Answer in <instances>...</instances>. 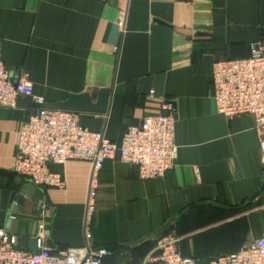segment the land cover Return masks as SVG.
<instances>
[{
	"label": "crops",
	"instance_id": "1",
	"mask_svg": "<svg viewBox=\"0 0 264 264\" xmlns=\"http://www.w3.org/2000/svg\"><path fill=\"white\" fill-rule=\"evenodd\" d=\"M0 39L13 78L32 82L48 107L86 92L96 103L109 89L106 113L79 115L111 141L163 113L164 99L176 108L174 169L143 181L130 164L106 160L88 219L93 163L52 164L65 188L35 186L13 165L21 126L39 106L21 96L15 108H0V228L17 236L18 249L38 251L43 202L45 244L107 248L105 264H141L169 225L183 237V256L203 262L264 237V152L254 119L219 114L212 97L215 62L248 57L252 41L264 49V0H0ZM200 236L202 253L186 243Z\"/></svg>",
	"mask_w": 264,
	"mask_h": 264
},
{
	"label": "built area",
	"instance_id": "2",
	"mask_svg": "<svg viewBox=\"0 0 264 264\" xmlns=\"http://www.w3.org/2000/svg\"><path fill=\"white\" fill-rule=\"evenodd\" d=\"M0 39V108L12 109L19 97H28L39 108L21 126L18 153L13 170L35 186L63 189V177L50 170L52 164L63 165L71 160L94 165L87 201V219L95 208L98 173L106 160L119 159L136 169L140 180H157L174 169L178 158L176 144L175 103L164 99L163 113L146 116L140 124L126 129L120 142L93 132L80 123L79 113L48 107L42 96L36 95L34 85L26 79H14L1 56ZM250 55L241 59L215 62L212 71V91L217 112L229 119L250 115L254 119L260 149L264 152V49L259 41L249 44ZM153 95V91L150 92ZM48 204L40 206L38 251L18 249L15 234L0 228V264H104L111 255L107 248H93L89 243L82 249L53 250L46 244ZM17 217L9 213L8 221ZM86 224L88 222L86 220ZM86 225V237L90 233ZM155 247L141 264H264V237L251 241L237 252L217 256L208 262L181 253L183 237L175 225L159 230Z\"/></svg>",
	"mask_w": 264,
	"mask_h": 264
},
{
	"label": "water",
	"instance_id": "3",
	"mask_svg": "<svg viewBox=\"0 0 264 264\" xmlns=\"http://www.w3.org/2000/svg\"><path fill=\"white\" fill-rule=\"evenodd\" d=\"M109 102V89H103L99 93V98L96 103L92 101L90 93L75 95L71 94L64 102L53 104L51 108L70 111L75 113H106Z\"/></svg>",
	"mask_w": 264,
	"mask_h": 264
},
{
	"label": "rangeland",
	"instance_id": "4",
	"mask_svg": "<svg viewBox=\"0 0 264 264\" xmlns=\"http://www.w3.org/2000/svg\"><path fill=\"white\" fill-rule=\"evenodd\" d=\"M205 240V237L204 236H200V237H194V238H192V239H190L189 241H187L186 243H187V245H191V247H193V248H195L199 253H202V252H205V251H207L204 247H205V245L204 246H198L197 245V243H201L202 244V242ZM204 243V242H203ZM197 247H199V248H197ZM202 247L204 248V249H202Z\"/></svg>",
	"mask_w": 264,
	"mask_h": 264
},
{
	"label": "trees",
	"instance_id": "5",
	"mask_svg": "<svg viewBox=\"0 0 264 264\" xmlns=\"http://www.w3.org/2000/svg\"><path fill=\"white\" fill-rule=\"evenodd\" d=\"M177 234H178V233H177ZM178 235H179V234H178ZM179 236H180V235H179ZM182 242H183V241H181V243H182ZM181 243H180V244H181ZM180 250H181V249H180ZM220 256H221V255H220ZM216 257H217V256H216ZM213 258H215V257H213ZM213 258H211V259H213ZM196 259H197V260H200L201 262H203V261H202L201 259H199V258H196ZM105 260H106V259H105ZM105 260H104V261H105ZM104 264H105V263H104Z\"/></svg>",
	"mask_w": 264,
	"mask_h": 264
}]
</instances>
